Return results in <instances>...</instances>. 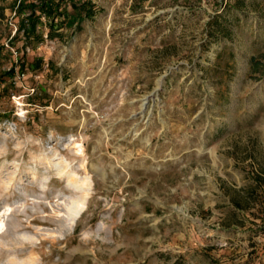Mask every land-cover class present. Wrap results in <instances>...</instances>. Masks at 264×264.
<instances>
[{
	"label": "rangeland",
	"instance_id": "374dc122",
	"mask_svg": "<svg viewBox=\"0 0 264 264\" xmlns=\"http://www.w3.org/2000/svg\"><path fill=\"white\" fill-rule=\"evenodd\" d=\"M89 1L0 0V264H264V0Z\"/></svg>",
	"mask_w": 264,
	"mask_h": 264
},
{
	"label": "trees",
	"instance_id": "16d2710c",
	"mask_svg": "<svg viewBox=\"0 0 264 264\" xmlns=\"http://www.w3.org/2000/svg\"><path fill=\"white\" fill-rule=\"evenodd\" d=\"M20 1L23 5L21 9L27 7L30 9V15L24 18L21 22V25L18 29V33L21 32H28V29L33 30L35 29L37 23L41 20L42 16L47 18H51V25H53L54 21H56L57 17L65 16L60 12V8L62 5L67 4V2L71 3L73 11L76 13V17L81 19L82 13L91 14L93 13V8L91 2L89 0H85L80 4V2H76V0H16ZM39 13V14H38ZM29 27V28H27ZM54 29V28H53ZM220 31V30H218ZM29 37V32L27 33ZM27 37V38H28ZM264 66V52L259 54L258 56H253L250 60V68L252 73L260 72V68ZM262 180V179H261ZM237 208L245 209L246 207L241 204L238 200H234L233 202Z\"/></svg>",
	"mask_w": 264,
	"mask_h": 264
},
{
	"label": "bare ground",
	"instance_id": "6f19581e",
	"mask_svg": "<svg viewBox=\"0 0 264 264\" xmlns=\"http://www.w3.org/2000/svg\"><path fill=\"white\" fill-rule=\"evenodd\" d=\"M4 228V222L0 221V231Z\"/></svg>",
	"mask_w": 264,
	"mask_h": 264
}]
</instances>
